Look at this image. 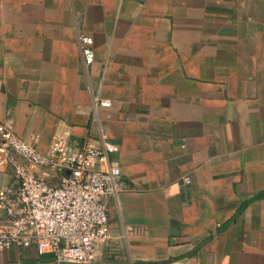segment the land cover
Wrapping results in <instances>:
<instances>
[{"label": "crops", "instance_id": "0c3cea01", "mask_svg": "<svg viewBox=\"0 0 264 264\" xmlns=\"http://www.w3.org/2000/svg\"><path fill=\"white\" fill-rule=\"evenodd\" d=\"M4 120L42 152L66 127L118 147L95 264H264V198L240 210L264 191V0H0Z\"/></svg>", "mask_w": 264, "mask_h": 264}, {"label": "built area", "instance_id": "2783aa9c", "mask_svg": "<svg viewBox=\"0 0 264 264\" xmlns=\"http://www.w3.org/2000/svg\"><path fill=\"white\" fill-rule=\"evenodd\" d=\"M78 40L89 65L92 38ZM70 135L69 127L53 134L42 152L37 133L21 138L11 120L0 121V171L13 173L0 186V252L32 247L38 256L50 255L53 264H95L97 247L110 240L105 197L124 188L119 167L108 164L118 147L109 142L74 147Z\"/></svg>", "mask_w": 264, "mask_h": 264}, {"label": "trees", "instance_id": "16d2710c", "mask_svg": "<svg viewBox=\"0 0 264 264\" xmlns=\"http://www.w3.org/2000/svg\"><path fill=\"white\" fill-rule=\"evenodd\" d=\"M260 198H264V191L260 192V193H257L255 195H253L252 197L246 199L245 201L242 202L241 204V207H240V210L245 207L248 203H250L251 201L253 200H256V199H260Z\"/></svg>", "mask_w": 264, "mask_h": 264}]
</instances>
